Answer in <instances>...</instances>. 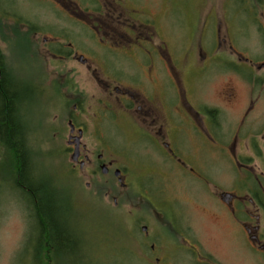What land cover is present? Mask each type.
<instances>
[{"label":"flooded vegetation","instance_id":"obj_1","mask_svg":"<svg viewBox=\"0 0 264 264\" xmlns=\"http://www.w3.org/2000/svg\"><path fill=\"white\" fill-rule=\"evenodd\" d=\"M47 1L54 3L66 17L63 19L72 25L59 27L60 32H49L41 23L7 10V22L14 25L7 26V58L0 51V89L4 74L13 87L7 88L8 161L18 157L12 146H24L33 184L40 187L45 183L42 173L36 175L34 171L36 155L30 150L33 151L32 145L44 144L46 137L42 130L46 117L39 110L50 90L56 93L60 87V92H67V103L72 107L66 112L68 134L63 141L66 156L72 161L69 171L73 179L78 181L79 176L90 179L95 183V194L112 199L116 206L138 200L136 207L147 209L149 218L150 210L164 217L163 228L157 227V232L150 233L149 227L143 226V233L134 237V253L139 260L147 264H178L189 254L194 256L195 263L216 264L199 241L189 237L184 221L175 212L176 202L167 196L170 189L186 188L191 181L200 185L215 215L240 231L252 261L264 264V0H244L246 9L235 11L232 17L234 21L245 18V25L238 27L241 33L258 35L263 48L259 57L252 51L240 53L229 35L228 54L220 52L222 39L217 13L211 10L203 21V11H199V54L195 64H188L194 65L197 83L195 90L193 85L187 86L186 91L182 75L171 73L165 48H160L159 53L153 46L161 17L155 18L144 3ZM225 16L223 12L224 21ZM211 30L215 34L210 53L202 43L204 34ZM85 31L92 34L85 36L97 48L90 46L93 50L90 55L74 48L72 42L73 35L86 38L82 37ZM99 45L109 50L129 48L130 58L122 57L128 65L141 66V73L136 78L132 69H125L126 74L120 79L109 76L104 61L95 58L101 51ZM217 55L221 57L215 58ZM69 61L85 68L100 93L97 100L73 86L75 75L66 66ZM115 61L116 68L124 72L122 60ZM219 61L227 76L220 80L223 82L217 94L206 97L205 88L210 82L213 84L211 80L218 72L209 80L204 81V76ZM172 82L179 89L178 99L173 95ZM241 87L242 97L238 92ZM188 90L195 92V101ZM177 101L178 106H174ZM240 104L241 112L232 121L231 109ZM179 105L185 106L184 111L178 109ZM109 128L115 138L121 139L117 148L106 135L111 131ZM58 135L61 132L56 128L54 141L61 140ZM1 140L0 133V144ZM139 145L142 148L136 150ZM152 155L158 159H151ZM218 164L222 171L214 175L209 169ZM14 183L7 185L21 191L30 208L34 202L37 204V192L21 181L20 171L16 172ZM86 187L93 185L87 182ZM141 199L148 203L147 207H142ZM71 205L68 208L73 210L74 204ZM139 220L142 222V216ZM52 247V252L58 255L57 247Z\"/></svg>","mask_w":264,"mask_h":264},{"label":"rangeland","instance_id":"obj_2","mask_svg":"<svg viewBox=\"0 0 264 264\" xmlns=\"http://www.w3.org/2000/svg\"><path fill=\"white\" fill-rule=\"evenodd\" d=\"M137 1L138 4L144 3L155 18L161 17L160 28L156 33L155 40L153 39V46L159 53L160 48H165V54L168 56L165 60L171 67V73L182 75L180 77L184 80L183 88L185 91L187 86L193 85L195 90L197 83V77H195V71L192 68L194 65L188 67V64H195V59L199 54L200 37L197 33V14L199 11H203V21L211 10L217 13L222 39L220 52L225 54L229 52L230 41L228 35L233 40L235 48L242 54L252 51L259 57L263 51L257 34H250L246 31V33H241L239 31L238 27L245 25V18L239 17L235 21L232 19L235 11L246 9L247 2L244 0ZM258 9L260 10V7H256V10ZM7 10L29 21L41 23L45 30L49 32H55L56 30L60 32L62 31L61 26L72 25L63 19L66 17H63L51 1L0 0V51L2 56L6 58L7 26L14 25L10 21L7 22ZM223 12L226 14L225 21L223 20ZM152 26H155L154 23ZM214 34L212 30L206 32L202 43L210 53L214 48ZM85 35L92 36L89 31L83 32L82 37H86ZM72 42L74 48L88 55L93 52L90 46L97 49L94 43H91L89 37L80 38L78 35H73ZM100 47L101 51L95 55V58L98 61H104L105 66L109 69V76L120 79L123 77V73L126 74L125 69H132V74H135L136 78L137 73H141V66L128 65L123 58H130L132 51L129 48L109 50ZM156 56L154 58L158 60ZM218 57L221 56H215V58ZM117 59L122 60L124 72L116 68L115 60ZM66 66L68 69H72L75 75L72 82L73 86L86 91L92 100H97L100 93L96 88V84L86 75L85 68L78 62L73 61L66 63ZM94 66L96 67V65ZM224 70L223 63L219 61V65L216 64L214 69L211 68L205 74L204 81L209 80L212 74L218 72L217 76H214L215 79L211 80H214L213 84L210 82L211 84L209 83L205 88L206 97L217 94L223 82L220 80L227 76ZM45 72L49 74L47 70ZM58 83L62 84V82H56V84ZM46 84L47 81L44 83L45 88H47ZM171 89L173 95L178 99L179 89L173 82L171 83ZM187 92L190 93V90ZM238 92L242 97L244 94L243 87L238 88ZM47 95L48 98L45 96L44 104L39 110V114L46 117V127L42 130L46 139L43 146L32 145L33 151H30L33 156L36 155L34 156L37 161L34 170L36 175L42 173L44 182L56 192L59 201L67 204V212L58 219L62 224L65 223L64 228L69 234L72 233L74 236L82 238L83 250L90 255L88 257L94 260V264H147L143 260H139L134 253L135 238L143 233L141 231L143 226H148V232L150 233L152 231L157 232V227L163 228L164 217H160L158 213L150 210L152 215L149 218L147 209L136 207L138 200H133V203H119L116 206L112 199L95 194L97 192L95 183L90 179L82 176H79L78 181L73 179L69 171L72 161L70 156H66L67 153L64 151L66 143L63 141V138L68 134V125L65 119L66 112L72 107L68 106L67 92H60V87H58L56 93L50 90ZM189 96L195 101V92L190 93ZM173 104L178 106L179 102ZM178 109L184 111L185 106L183 105V108H181L179 105ZM231 112L233 115L229 118L235 121L236 116L241 112V104L232 108ZM89 115H92L90 118L93 120V112L90 111ZM56 116L58 117L55 122L54 118ZM91 119L88 118V121H91ZM48 127L49 130L47 131ZM56 128L61 132V135L58 136L62 137L58 141L53 140ZM109 129L111 130V128ZM106 135L112 139L114 148L120 146L121 139L115 138L112 130L107 131ZM135 148L140 150L142 145ZM129 150L131 151L132 148L129 147ZM151 159L157 160L158 158L156 155H152ZM220 166L221 164H218L216 168H210L209 170L212 174L217 175L222 171H219ZM15 175L16 172L12 170L8 161L7 151L0 146V264H60L59 253L57 255L55 251L52 252L53 243H50L48 235H42L40 239L37 221L33 216L32 208L26 204L24 194L19 190L9 188L7 185V183L12 186L15 185ZM87 182H91L93 187L87 188ZM190 182L186 184V188L170 189L167 193V196L176 202L175 212L184 221V227L187 228L189 237L193 241H199L203 251L215 258L213 260L216 264H255V260L252 261L249 257L240 231L232 224L220 220L215 215L213 205L207 203V197L202 195L200 185ZM142 203V207L148 206L146 201L142 200ZM71 204L75 206L73 205V210L69 209L68 211V206L72 207ZM141 216L142 222L139 220ZM46 231H49V229ZM38 239H40V242H37ZM51 240L53 242V239ZM65 254L71 258L65 264H77V252L66 249ZM187 256L180 259L178 264H198L195 263L194 256L189 254ZM89 260L91 259L89 258Z\"/></svg>","mask_w":264,"mask_h":264},{"label":"trees","instance_id":"obj_3","mask_svg":"<svg viewBox=\"0 0 264 264\" xmlns=\"http://www.w3.org/2000/svg\"><path fill=\"white\" fill-rule=\"evenodd\" d=\"M1 87L0 133L2 140L0 146L7 151V88L11 89L12 86L10 81L7 80V77H5L4 74L1 81ZM12 149H15L18 155L17 158H13L10 162L12 170L15 172L20 171L21 181L26 182V186H28L27 188H34V191L37 192V196L34 193L35 199L37 198V204H35L34 200L32 199L34 203L32 204L33 207H31V210L34 213L33 216L37 221L39 233L38 235H48L50 243L54 242L53 245L56 246L59 250L60 264H65L66 262H68V260L70 261L71 259L67 256V254H65L66 249L74 251L75 253L77 252V264H94V260H92L91 257H88L90 255L84 252L85 250H83L82 248V238H80V236H74L72 233H70V235L64 228L65 223L62 224L60 222V219H58V217L67 212V204L65 202H60L56 192L46 183H42L40 187H38L36 184H33V180L29 172L25 147L16 145L12 146ZM46 228L49 229V231H46ZM51 239H53V242ZM86 251L90 253L88 250ZM89 258L91 260H89Z\"/></svg>","mask_w":264,"mask_h":264},{"label":"water","instance_id":"obj_4","mask_svg":"<svg viewBox=\"0 0 264 264\" xmlns=\"http://www.w3.org/2000/svg\"><path fill=\"white\" fill-rule=\"evenodd\" d=\"M76 152H77V151H76ZM76 152H75V153H76ZM76 157H77V153L75 154V158H76Z\"/></svg>","mask_w":264,"mask_h":264}]
</instances>
